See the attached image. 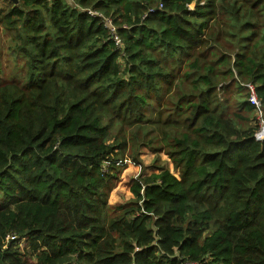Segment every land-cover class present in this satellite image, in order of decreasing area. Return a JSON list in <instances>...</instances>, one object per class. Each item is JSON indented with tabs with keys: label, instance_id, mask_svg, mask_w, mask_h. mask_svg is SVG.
<instances>
[{
	"label": "trees",
	"instance_id": "16d2710c",
	"mask_svg": "<svg viewBox=\"0 0 264 264\" xmlns=\"http://www.w3.org/2000/svg\"><path fill=\"white\" fill-rule=\"evenodd\" d=\"M1 3L0 264H264V0Z\"/></svg>",
	"mask_w": 264,
	"mask_h": 264
},
{
	"label": "rangeland",
	"instance_id": "374dc122",
	"mask_svg": "<svg viewBox=\"0 0 264 264\" xmlns=\"http://www.w3.org/2000/svg\"><path fill=\"white\" fill-rule=\"evenodd\" d=\"M1 2H3V0H0V4H2ZM9 44V37L6 34L3 35V33H1L0 46L5 50L2 58L4 62V76L7 80L21 81L23 78L24 66L13 62L11 56L7 55V47ZM120 61L122 62V59H120ZM139 160L141 161V166L134 165L131 161L125 160V166L118 171L114 187L108 195L109 205L125 204L132 200L133 197L129 191L131 180L140 173H157V170L154 168L155 165L156 167L165 169L172 175L177 176V173L173 170L171 162L164 154H154L150 149L144 148L141 149ZM154 161H156L157 164H155ZM19 246L23 247V241L20 242Z\"/></svg>",
	"mask_w": 264,
	"mask_h": 264
},
{
	"label": "built area",
	"instance_id": "2783aa9c",
	"mask_svg": "<svg viewBox=\"0 0 264 264\" xmlns=\"http://www.w3.org/2000/svg\"><path fill=\"white\" fill-rule=\"evenodd\" d=\"M162 8V6H159V10ZM89 15L96 16L101 18V22L103 23V26L106 27L109 31V34L111 36L112 41L114 42L116 47L121 46L120 39L117 35L116 27L111 23V21L105 17H102L99 13L95 11H91L86 9L85 10ZM153 9L148 10V13H152ZM245 88H247L248 91V102L250 105L254 108V113L256 114V119L258 121L259 129L255 134V137L259 141H264V112L262 109V106L257 99L255 88L251 84H245Z\"/></svg>",
	"mask_w": 264,
	"mask_h": 264
},
{
	"label": "water",
	"instance_id": "95a60500",
	"mask_svg": "<svg viewBox=\"0 0 264 264\" xmlns=\"http://www.w3.org/2000/svg\"><path fill=\"white\" fill-rule=\"evenodd\" d=\"M15 1V0H14Z\"/></svg>",
	"mask_w": 264,
	"mask_h": 264
}]
</instances>
